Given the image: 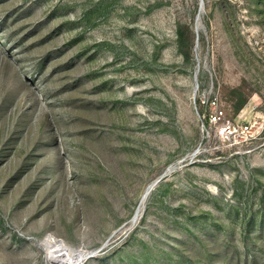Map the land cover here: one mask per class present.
Segmentation results:
<instances>
[{
	"label": "rangeland",
	"instance_id": "rangeland-1",
	"mask_svg": "<svg viewBox=\"0 0 264 264\" xmlns=\"http://www.w3.org/2000/svg\"><path fill=\"white\" fill-rule=\"evenodd\" d=\"M261 222L264 0H0V264H264Z\"/></svg>",
	"mask_w": 264,
	"mask_h": 264
},
{
	"label": "trees",
	"instance_id": "trees-1",
	"mask_svg": "<svg viewBox=\"0 0 264 264\" xmlns=\"http://www.w3.org/2000/svg\"><path fill=\"white\" fill-rule=\"evenodd\" d=\"M183 43H184V40H183V32H182V29L181 28H179L178 29V31H177V47H178V50H180V51H183L184 52V49H183V47H185V45H183ZM184 56L185 57H188V53H186V52H184ZM229 94L232 96V100H233V110H234V113L235 114H238L245 106H246V104L248 103V98L246 97V95L242 92V90L241 89H239V88H236V89H232V90H230V92H229ZM197 103L199 104V106L201 107V113H200V115L202 114H204V123H205V125L207 126L208 124H209V115H208V113H204V110H206L207 111V109H208V105H205V106H201V101L198 99L197 100ZM248 224V223H247ZM262 226H264L263 225V222H261V227ZM144 260H143V262L142 263H140V264H149V260L147 259V257L146 256H144ZM169 261H170V264L172 263V264H178V263H182V264H192L191 262L189 263V262H184V260H182V261H178L177 259H173V257H171L170 256V259H169ZM176 262V263H175ZM209 264H211V263H209Z\"/></svg>",
	"mask_w": 264,
	"mask_h": 264
},
{
	"label": "bare ground",
	"instance_id": "bare-ground-1",
	"mask_svg": "<svg viewBox=\"0 0 264 264\" xmlns=\"http://www.w3.org/2000/svg\"><path fill=\"white\" fill-rule=\"evenodd\" d=\"M48 248L51 252L49 257L55 264H80L85 257L82 253L71 256L66 245L62 241H57L54 238H50Z\"/></svg>",
	"mask_w": 264,
	"mask_h": 264
},
{
	"label": "built area",
	"instance_id": "built-area-1",
	"mask_svg": "<svg viewBox=\"0 0 264 264\" xmlns=\"http://www.w3.org/2000/svg\"><path fill=\"white\" fill-rule=\"evenodd\" d=\"M203 104H205V101H201ZM213 107L217 106V103L215 100L210 102ZM223 112L222 111H215L212 115H209L210 120L213 119V121H218L221 119ZM247 128V127H246Z\"/></svg>",
	"mask_w": 264,
	"mask_h": 264
},
{
	"label": "water",
	"instance_id": "water-1",
	"mask_svg": "<svg viewBox=\"0 0 264 264\" xmlns=\"http://www.w3.org/2000/svg\"><path fill=\"white\" fill-rule=\"evenodd\" d=\"M95 254H96V253H91L90 255H87V256H86V259L94 257Z\"/></svg>",
	"mask_w": 264,
	"mask_h": 264
}]
</instances>
